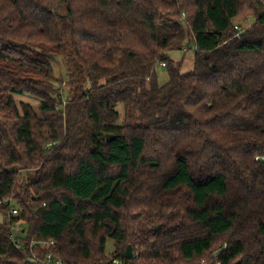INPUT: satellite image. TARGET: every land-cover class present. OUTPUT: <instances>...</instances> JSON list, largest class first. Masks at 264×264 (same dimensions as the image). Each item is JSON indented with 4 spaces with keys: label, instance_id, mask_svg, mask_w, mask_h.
<instances>
[{
    "label": "trees",
    "instance_id": "1",
    "mask_svg": "<svg viewBox=\"0 0 264 264\" xmlns=\"http://www.w3.org/2000/svg\"><path fill=\"white\" fill-rule=\"evenodd\" d=\"M263 154L264 0H0V264H264Z\"/></svg>",
    "mask_w": 264,
    "mask_h": 264
},
{
    "label": "rangeland",
    "instance_id": "2",
    "mask_svg": "<svg viewBox=\"0 0 264 264\" xmlns=\"http://www.w3.org/2000/svg\"><path fill=\"white\" fill-rule=\"evenodd\" d=\"M253 21H254V18L252 15L242 14L236 18L235 24L237 26H239L241 29H245V28L249 27ZM190 40L193 43V37H191ZM193 44L191 45V48H189V49L176 50V51H173L171 54V56L173 58H175L176 60H180V59L184 58V62H183V66H182V70L184 72L191 70L193 67V59H194L193 58L194 57V45ZM156 70L158 73L159 82L161 84L167 82V80L169 79V75H168V71H167L166 66L163 64H158ZM56 76L59 78H62V82H58V84H57L58 87L61 89L65 88L67 76H66L65 68L61 64V62H58L56 65ZM22 99L30 102L33 107H36V108L38 107V101L37 100H35L29 96H24V97H22ZM120 107H121V110H123L122 106H120ZM0 220H1V217H0ZM143 223H146V221L141 222V224H143ZM114 249H115V247H114L113 240H109L108 245H107V253L110 254L111 252L114 251Z\"/></svg>",
    "mask_w": 264,
    "mask_h": 264
},
{
    "label": "built area",
    "instance_id": "3",
    "mask_svg": "<svg viewBox=\"0 0 264 264\" xmlns=\"http://www.w3.org/2000/svg\"><path fill=\"white\" fill-rule=\"evenodd\" d=\"M236 27L239 28V26H236ZM240 33H241V30H239L237 35H240ZM257 158L264 161V154L261 156H258ZM1 203L3 204L8 203V205L10 206L12 204L9 199L0 200V204ZM12 212L13 214H16L18 212V209L12 208ZM23 229H24L23 224L19 222L12 224V227H11L12 241L19 248L22 247L21 239L19 238V235L22 234ZM54 244H55V240L53 239L44 241V245L47 247H51ZM218 257H219V254L217 253L215 258L217 259ZM30 264H70V263H67L62 257L56 256L52 251H48L45 257H41L40 255L38 256L37 254L31 257ZM74 264H77V263H74ZM104 264H136V263L113 256ZM202 264H208V263L205 262ZM217 264H221V261H218Z\"/></svg>",
    "mask_w": 264,
    "mask_h": 264
},
{
    "label": "water",
    "instance_id": "4",
    "mask_svg": "<svg viewBox=\"0 0 264 264\" xmlns=\"http://www.w3.org/2000/svg\"><path fill=\"white\" fill-rule=\"evenodd\" d=\"M115 137L116 136L114 134H108L107 135V140L111 141V140L115 139ZM160 227H161V224L157 225L155 227V230H158ZM125 255H126L127 258H132L133 257V250H132V247L130 245L128 246V248L126 250V254Z\"/></svg>",
    "mask_w": 264,
    "mask_h": 264
}]
</instances>
